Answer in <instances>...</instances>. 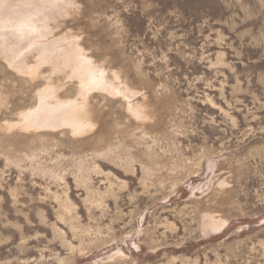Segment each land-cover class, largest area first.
<instances>
[{"label": "rangeland", "instance_id": "rangeland-1", "mask_svg": "<svg viewBox=\"0 0 264 264\" xmlns=\"http://www.w3.org/2000/svg\"><path fill=\"white\" fill-rule=\"evenodd\" d=\"M53 2L1 30L0 264H264V0ZM68 42L91 126L21 128L80 100L56 57L29 73Z\"/></svg>", "mask_w": 264, "mask_h": 264}, {"label": "bare ground", "instance_id": "bare-ground-1", "mask_svg": "<svg viewBox=\"0 0 264 264\" xmlns=\"http://www.w3.org/2000/svg\"><path fill=\"white\" fill-rule=\"evenodd\" d=\"M13 1H17L19 4L29 3L30 5L29 7L25 5L26 7H23L22 9H16L13 7L15 6V2L13 3ZM53 4V0H0V35L1 30L4 28H10L13 31L17 30L20 32L28 30L32 31L33 28L36 27V20L32 18V16ZM73 44L75 45L76 43ZM73 44L69 43L68 46H65L63 50L56 53V55L53 54L54 56L51 54V52L53 53L52 48L51 50L44 49L41 54L38 55L37 66L29 70V73L35 72L38 65L56 57V61L54 60L56 62L55 65L61 64L62 66L69 67L71 73L69 76L78 79L80 84L78 93L80 100L78 98L59 100L54 91L50 87H46L39 91L35 108L19 113V123L21 128L28 129L66 125L70 127V130L73 133H82L91 126V122L86 117L85 102L87 93L90 90L97 87H103V83L101 82L102 75L96 73L94 68L88 62V59L78 52ZM5 45V41L0 39V47ZM48 50L51 51L50 54L48 53ZM57 50L59 51V48ZM11 53L13 54V51L7 54V58H9V54ZM7 60L10 61V59ZM130 110L134 116H141V113L136 108ZM15 124L18 123L16 122ZM221 226L222 224L212 223L211 229L216 230Z\"/></svg>", "mask_w": 264, "mask_h": 264}]
</instances>
